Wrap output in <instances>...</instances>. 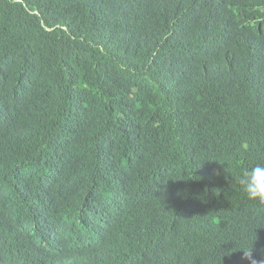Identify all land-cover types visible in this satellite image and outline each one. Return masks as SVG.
I'll return each instance as SVG.
<instances>
[{"label": "trees", "instance_id": "1", "mask_svg": "<svg viewBox=\"0 0 264 264\" xmlns=\"http://www.w3.org/2000/svg\"><path fill=\"white\" fill-rule=\"evenodd\" d=\"M264 0H0V264H250L264 206Z\"/></svg>", "mask_w": 264, "mask_h": 264}, {"label": "clouds", "instance_id": "2", "mask_svg": "<svg viewBox=\"0 0 264 264\" xmlns=\"http://www.w3.org/2000/svg\"><path fill=\"white\" fill-rule=\"evenodd\" d=\"M238 183L245 197L259 206H264V164L257 163L250 167L243 168L238 176ZM253 241L246 248H241L244 258L250 264H264V259L257 262L252 257Z\"/></svg>", "mask_w": 264, "mask_h": 264}]
</instances>
